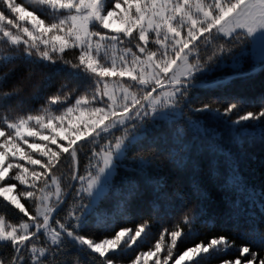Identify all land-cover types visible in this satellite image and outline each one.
Instances as JSON below:
<instances>
[{
	"label": "snow or ice",
	"instance_id": "1",
	"mask_svg": "<svg viewBox=\"0 0 264 264\" xmlns=\"http://www.w3.org/2000/svg\"><path fill=\"white\" fill-rule=\"evenodd\" d=\"M257 52L264 70V0H0V198L22 214L13 222L0 211V264H121L119 257L147 235L148 220L99 239L86 232L89 217L105 230L115 224L104 209L119 165L133 154L141 172L154 166L152 130L185 107L224 118L241 148L250 129L264 136V99L258 110L239 98L191 108V93L206 73L225 60L239 67ZM193 127L200 128L198 120ZM186 136L174 130L168 156L177 168L185 166ZM84 149L88 164L81 175ZM65 157L72 162L70 179L79 182L68 185L70 207L56 175ZM231 179L226 186L247 191L235 158ZM162 187L157 179L154 189ZM136 189L129 182L128 195ZM194 192L204 195L199 185ZM250 195L264 198V191ZM232 208L238 218L236 201ZM200 214L199 206L185 207L174 228H163L153 248L128 264L152 257L154 264H201L213 253L219 264H264V231L255 223L239 245L214 235L177 252Z\"/></svg>",
	"mask_w": 264,
	"mask_h": 264
},
{
	"label": "trees",
	"instance_id": "2",
	"mask_svg": "<svg viewBox=\"0 0 264 264\" xmlns=\"http://www.w3.org/2000/svg\"><path fill=\"white\" fill-rule=\"evenodd\" d=\"M251 58L243 60L239 67L224 64L206 73L203 82L223 80L232 76L212 86L194 89L191 93V108L204 103L222 106L239 98L246 102L250 110H258L260 106L258 102L264 99V70L246 73L260 64V61L254 62ZM236 73L243 74L235 75ZM62 78V76L54 78L53 90ZM11 83L12 81L9 80L5 87H9ZM39 106V102L32 104L33 108ZM12 115L14 116L15 113ZM197 120L199 129L193 127V122ZM177 128L187 132L185 166L180 168H177L168 156V151L175 147L174 130ZM233 128L234 126L224 122V118L208 113H196L189 107L183 109V115L176 114L171 119L157 122L151 133L157 141V146L152 149V152L158 153L154 166L141 172L137 167L138 162L132 159L133 154H129V158L119 165L116 187L109 193V206L104 209V212L115 220L113 228L105 230L95 223L94 217H89L87 234L99 239L111 235L113 230H118L120 227L135 228L137 224L148 220L150 227L147 235L142 236L140 246H134L126 255L119 257L121 264H128L129 258H134L135 254L153 248L163 228L170 230L174 228L185 207L199 206L201 214L194 224L193 233L186 235L178 243L177 252L194 243L206 241L214 235H227L239 245L245 242L241 233L253 223L264 231V214H262L264 208L260 206V201L264 198L250 195L253 189L257 193L264 191V136L261 135L259 128L250 129L245 134L246 139L241 148L233 141ZM204 129L207 132H204ZM32 142H39L38 138H29V143ZM23 147L26 151H30L27 145ZM50 147L55 149L56 146L50 145ZM87 151L88 149H84L79 153L78 172L81 175L84 174L88 164L84 155ZM229 153L232 154L231 157ZM35 158L40 157L36 154ZM232 158L239 161L240 178L243 185L247 186V191L243 186L239 191H235L225 185L226 180L229 184L233 183ZM36 167L39 170V166ZM71 172L72 162L70 158L65 157L56 170V175L61 177L65 191L71 182ZM121 177L125 178L123 183L120 182ZM157 179L162 181L163 185L160 192L154 189V182ZM129 182L137 185L136 191L131 196L128 195ZM197 185L204 194L203 197L194 192ZM74 186L78 187L77 181ZM177 192L181 194L183 200L175 196ZM71 193L67 197L69 207L73 198ZM126 198V207H122ZM233 201L238 205V218L232 216ZM0 211L5 212L13 222L18 216H22L2 202V198H0ZM59 215L62 217L64 212H60ZM237 223L239 227L236 226ZM235 254V251L229 252L230 257H234ZM160 255L162 259L164 253L161 252ZM154 261L155 257H152L148 264H154ZM169 264H172V261H169ZM201 264H219V259L213 253L212 258H203Z\"/></svg>",
	"mask_w": 264,
	"mask_h": 264
},
{
	"label": "water",
	"instance_id": "3",
	"mask_svg": "<svg viewBox=\"0 0 264 264\" xmlns=\"http://www.w3.org/2000/svg\"><path fill=\"white\" fill-rule=\"evenodd\" d=\"M259 69H261L260 68V66L258 65L256 68H254V69H252V70H250V71H248V72H246V73H249V72H252V71H256V70H259ZM238 74H243V73H236L235 75H238ZM232 75H230V76H228V77H226V78H224L223 80H215V81H210V82H203L202 83V85L201 86H199V87H208V86H212V85H214V84H217V83H219V82H223V81H225V80H227V78H229V77H231ZM75 183H76V181H73V180H71V182H70V184L71 185H75ZM71 191H72V189L71 188H67V190H66V193H71ZM69 195H67V197H68ZM66 197V198H67ZM55 215V214H54Z\"/></svg>",
	"mask_w": 264,
	"mask_h": 264
},
{
	"label": "rangeland",
	"instance_id": "4",
	"mask_svg": "<svg viewBox=\"0 0 264 264\" xmlns=\"http://www.w3.org/2000/svg\"><path fill=\"white\" fill-rule=\"evenodd\" d=\"M114 26H119V21H115V23H114ZM202 55H203V53H202ZM251 57H249V59H250ZM252 60H254V62H258L259 61V54H258V52L255 54V56H253L252 58H251ZM243 61V60H242ZM241 61V62H242ZM224 64H229V65H232V66H234V64L231 62V61H229V60H225L223 63H221L220 65H219V67L220 66H223ZM125 79H127V78H125ZM77 183H78V187H79V182L77 181Z\"/></svg>",
	"mask_w": 264,
	"mask_h": 264
}]
</instances>
